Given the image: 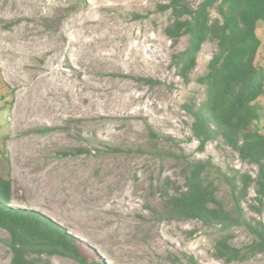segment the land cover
<instances>
[{"label": "rangeland", "instance_id": "rangeland-1", "mask_svg": "<svg viewBox=\"0 0 264 264\" xmlns=\"http://www.w3.org/2000/svg\"><path fill=\"white\" fill-rule=\"evenodd\" d=\"M168 1L0 0V174L12 181L7 204L84 241L102 257L98 264H191L190 256L200 264H264V254L218 259L217 230L167 210L168 195L184 188L185 159L213 163L208 175L228 208V185L215 170L256 172L221 139L201 148L193 136L187 106L205 98L198 78L217 44L203 43L184 78L174 56L188 36L175 43L167 36L170 12L158 4ZM257 33L260 60L264 20ZM256 104L264 132V96ZM253 196L251 188L244 202L250 215ZM235 233L238 245L251 238L242 228ZM10 238L0 224V264H14ZM41 257L78 264L67 254Z\"/></svg>", "mask_w": 264, "mask_h": 264}, {"label": "trees", "instance_id": "trees-1", "mask_svg": "<svg viewBox=\"0 0 264 264\" xmlns=\"http://www.w3.org/2000/svg\"><path fill=\"white\" fill-rule=\"evenodd\" d=\"M158 8L170 12L165 32L174 43L188 36L187 47L174 56L184 78L196 65L203 43L210 39L217 44L208 71L198 78L205 85V98L187 106L193 136L201 148L221 139L242 161L256 166L254 175L215 170L228 185L232 201L228 208L208 175L213 163L185 159L184 188L168 195L167 210L175 218L196 219L217 230L214 254L226 263L264 254V132L257 125L261 115L256 104L264 96V57L258 60L263 43L257 33L258 23L264 20V0H202L198 5L169 0ZM251 188L254 202L248 206L256 215L244 206ZM11 189V178L0 174V224L10 231L14 264H57L42 258L43 253L71 255L78 264H98L96 259L102 257L96 250L84 241L71 240L50 219L9 207ZM238 228L251 237L240 245L234 241ZM189 260L200 264L193 256Z\"/></svg>", "mask_w": 264, "mask_h": 264}]
</instances>
